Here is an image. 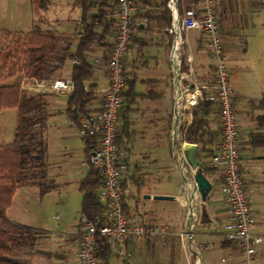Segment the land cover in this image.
<instances>
[{"label":"crops","instance_id":"crops-1","mask_svg":"<svg viewBox=\"0 0 264 264\" xmlns=\"http://www.w3.org/2000/svg\"><path fill=\"white\" fill-rule=\"evenodd\" d=\"M137 1L139 3L136 5V12H143L145 10L143 5L140 3V0H135V2ZM220 1L222 9L224 11L226 10V13L228 12L232 21L235 19V16L239 15L238 9L245 8L243 9V28L238 30V33L241 32L244 35L246 21L253 14L250 8L253 0ZM260 1L263 3L262 0ZM96 8L107 12L108 15L106 18L115 19V0H98L95 4ZM230 9L231 11L229 13ZM78 21L79 17L75 22L76 26L78 25ZM53 25H58L57 20L48 22L47 19H43L40 20L38 27L44 31L54 32L58 38L57 44L60 50L66 49L68 53L73 52L78 42V35H80V32L76 31L78 29L76 28L75 30L77 32L75 38L73 36L70 38L66 35L67 33L53 29ZM142 29L143 27L138 26L133 36L143 37ZM227 29L231 32L236 31L235 28L229 26ZM163 32L164 30L152 29L150 34L144 35L149 38L147 47L139 51L137 45H131L122 60L125 77L128 82L133 84V97L128 99L123 97V108L117 123V133L124 123L128 124L126 129L128 137L123 138L118 151V157L122 159L119 182L122 184L120 193L122 194L123 208L130 220L136 224L148 223V221L158 219L166 223H171L170 228L179 230L181 227L184 228L186 224H188V228L192 221L194 229L198 227L202 231H209L212 234L210 243H214V248L216 249L214 252L219 253V257L225 253L235 261L236 256L231 249L229 247L221 248V242L213 237L214 233L220 228L227 213L224 199L219 192V184L217 181L218 173L207 171L201 174L209 182L210 190L206 195L205 201L200 202L199 200L196 204V219L191 221L187 220L184 204L187 199L188 189L183 179L186 176L181 175L179 169L176 170L175 168V165H180V160L178 159L177 161L174 151L183 144H189L183 140L181 130L190 123L191 116L190 110H182L179 107H175V87L169 61L171 40L170 36L164 35ZM199 35V33L195 32L191 38V43L187 39V48L190 52L191 66L195 80L197 84L203 85L208 84L211 80L213 69L211 58L204 42L199 41ZM231 38L229 36L228 42L227 36L226 40L223 39L222 44L223 49L230 53V64L228 66L229 84L231 71L233 72L235 69L243 66L246 51V44L243 47L244 53L242 54V49H239L237 43L231 42ZM62 41L64 46H60ZM108 49L109 46L95 47L85 55L86 61L90 64L93 71L86 85H93L95 88V92L87 107V116L96 114L101 107V94L106 86L104 62ZM70 66L71 62L65 60L61 63V68L54 71L49 79L40 81H28L26 78L22 79L24 81L22 83L23 85H26V83L29 85V87H24L30 92L47 95H43L44 105L38 110L41 122L34 127V132L38 133L46 147L45 180L51 183L52 187L49 191L41 194L39 189L33 186L37 189L38 198L58 188L52 176L49 175L52 168L58 169L63 167L72 169L85 162L83 146L81 148L83 160L78 162L79 164L76 160L67 161L73 156L75 149L74 147H67L64 144L59 145L55 149L53 156H48L45 132L51 117L57 114L61 115L63 111L64 121L68 123L66 124L67 127H72L70 119L66 116L65 107L62 110L61 105L54 100L55 97H59L63 98L66 102L69 96L61 92H52L49 89L51 83L55 81H69ZM169 72L171 75L170 78ZM17 81L19 82V80ZM180 84L184 85L183 80L178 82V85ZM232 90L234 92L233 109L239 140L240 171L244 179L245 189L248 192L247 199L256 224V232L264 235V202H262L264 198V85H261L260 90L252 95L247 93L237 95L234 87ZM126 91L127 89H125L124 93ZM45 99H48V101ZM205 121L207 129L211 132L210 137L203 139L202 147L200 145L190 144L195 147V154L192 151L187 153L191 159L196 155L198 164L203 162L216 149L219 143L218 118L214 107L205 117ZM58 136L63 139H68L71 135L69 132L64 131ZM52 159H56L57 161L51 163ZM167 161H170L168 163L169 166L166 164ZM169 172L173 173L182 181L181 183L183 185L180 187L181 193L172 195V200H153L152 196L168 195L155 192L154 185L159 180L165 178ZM86 173L87 170L82 178L77 179L76 189ZM21 188L15 191L11 199V203L5 212V223L3 227L12 235L21 233L20 228H29L34 231L28 235H24L23 245L12 252V257L23 264H78L76 259L77 242L75 238L78 221L77 224L72 226L63 225L62 227H57L58 229L55 230L45 228L46 225L34 213L28 216L24 214L27 211L22 209L24 205L20 204L17 208L13 206L14 198ZM139 196H142L143 201L151 200L153 203L160 201L161 212L154 213L143 207H138V209L135 203L138 201L137 198ZM144 196H149V198ZM172 206L175 208H172ZM201 212L203 213L205 221L201 220ZM54 219L58 221L59 217L55 216ZM215 220L220 222V225L212 232ZM142 244L144 245V243H129L122 247L109 246L110 255L106 264L109 262L112 264H152L151 252L147 251L145 249L146 247ZM198 254L200 253L198 252Z\"/></svg>","mask_w":264,"mask_h":264},{"label":"built area","instance_id":"built-area-1","mask_svg":"<svg viewBox=\"0 0 264 264\" xmlns=\"http://www.w3.org/2000/svg\"><path fill=\"white\" fill-rule=\"evenodd\" d=\"M115 7L109 49L104 62L106 86L101 94V107L96 114L80 118L81 128L77 132L80 139L87 136L94 139V147L85 162L100 177L96 197L102 207L101 214L89 218L79 215L75 234L78 264H103L97 257V250L103 244L122 247L129 243H152L168 236L177 237L182 249L187 242L189 254L197 251L191 245L196 236L191 220L196 219V204L199 202V195L192 180L196 168H185V186L188 194L184 207L188 218L186 219L191 221L186 230L180 231L149 223L136 224L123 210L119 189L120 167L117 166L118 149L115 143L125 91L122 60L135 29L138 26L143 27L146 20L134 19L135 0H115ZM215 7L216 0H196L194 7L189 9H184L177 0L167 1L170 15L167 32L171 40L169 61L172 74L175 72L177 81L184 82V85H179V100L175 107L191 110L199 102L207 101L216 109L219 143L216 149L198 164V167L202 166L208 172L218 173L219 192L227 209L225 219L213 237L228 243L241 264H251L259 250L264 248V235L256 232V224L247 199L248 192L240 171L239 140L233 109L234 92L229 84V67L223 54ZM193 32L199 33L203 38L212 61L213 75L208 84L199 85L194 77L186 38ZM49 89L68 96L72 94L70 81H55ZM174 155L177 161L180 160L181 154L176 149ZM175 168L179 169L181 174L180 165H175ZM204 248L207 249L208 246L205 245Z\"/></svg>","mask_w":264,"mask_h":264},{"label":"trees","instance_id":"trees-1","mask_svg":"<svg viewBox=\"0 0 264 264\" xmlns=\"http://www.w3.org/2000/svg\"><path fill=\"white\" fill-rule=\"evenodd\" d=\"M51 1L36 0V6L44 12ZM167 1L140 0L145 10L135 12L133 17L136 21L146 20V24L141 30L143 37L132 36L127 50L131 45H137L139 51L147 47L149 38L144 35L150 34L152 29L164 30V35H169L167 29L170 26V15ZM97 2L98 0H76L80 8L78 21L80 35H78V42L73 52L68 53L66 49L60 50L57 44L58 38L54 32L41 30L38 26L31 29L21 44V49H23L21 51L23 63L20 65L22 77L28 81L49 79L54 71L61 68L63 61L71 62L69 81L72 85V94L66 100L65 113L77 132L81 128L80 118L87 117V107L95 92L93 85H86L93 71L86 61L85 55L95 47L109 46L108 41L114 24L113 18H106L107 12L95 9ZM177 2L182 4L184 9H189L194 7L196 0H177ZM132 85L125 77L127 91L123 97L126 99L133 97ZM43 105V95L41 94L30 92L28 89H20V86L15 83L0 86V111L6 109L16 111L13 139L11 143L0 146V264H23L12 257V252L23 245L24 235L34 231L29 228H20L21 233L12 235L3 227L5 212L15 191L27 185L28 182L36 186L41 194L49 191L52 187V184L45 180L46 147L38 133L34 132V127L41 122L38 110ZM212 108L211 103L202 101L190 110L191 121L181 130L186 143L202 147L203 139L210 137L211 132L206 127L205 117ZM127 126L128 124L124 123L118 130L115 141L118 151L123 138L128 137ZM80 140L86 160L95 142L90 136ZM121 161L117 152L118 167L122 164ZM198 171L201 174L207 172L202 166L198 167ZM100 182L98 173L88 166L87 173L77 188L81 195L79 215L89 218L102 213V207L96 197ZM121 187L122 184L119 182V189ZM120 200L122 203L121 193ZM201 217L203 218L202 212ZM220 247L227 248L230 245L221 242ZM109 255L110 247L108 245L103 244L98 248L97 257L103 264H106Z\"/></svg>","mask_w":264,"mask_h":264},{"label":"rangeland","instance_id":"rangeland-1","mask_svg":"<svg viewBox=\"0 0 264 264\" xmlns=\"http://www.w3.org/2000/svg\"><path fill=\"white\" fill-rule=\"evenodd\" d=\"M262 2L263 3H261L260 0H253L250 6L253 14L252 17L246 21V29L243 35L241 32L238 33V30L243 28V9L245 8L238 9L239 15L235 16V19L232 21L228 12L226 13V10L224 11L222 9L220 4L221 1L216 0L215 12L222 44L223 39L226 40L227 36V41L229 42L230 36L232 37L230 41L237 43L239 49H242V54L244 53L243 47L246 44L243 66L235 69L233 72L231 71L230 75L231 87L235 88L237 95L240 93H247L249 95L256 94L260 90L261 85H264V0H262ZM138 3V1L135 2V5ZM36 5V0H0V86L15 83L20 86V89H26L24 86L29 87L27 83L26 85H21L24 82L22 81L24 77H22V69L20 66L23 63L21 55L23 49H21V44L32 27L40 24V20L47 19L48 22L57 20L58 25H53V29L67 33L66 35L70 38L71 36L75 38L77 35V32H75L76 28L78 29L76 31L80 32L78 25L76 26L75 24L80 14V8L77 3H75V0H52L45 12L40 11ZM230 11L231 9L229 13ZM228 26L235 28L236 31H229V29H227ZM194 33H190L186 36L190 43ZM198 38L199 41H203L200 35ZM109 42L110 41H108V44ZM60 46H64L63 41L60 43ZM184 48L186 47L184 46ZM223 54L225 56V62L227 66H229L230 53L223 49ZM170 76L169 72V78ZM17 80H19V82ZM43 95L47 96L46 94ZM45 100L48 101V99ZM54 100L61 105V109L63 110L66 103L65 100L59 97H55ZM15 120V110L6 109L0 111V146L11 143ZM64 120L65 117L62 111L61 115H54L48 121L45 132L48 156H53L55 149H57L59 145L64 144L67 145V147H74L75 149L73 156L67 161L76 160L78 163L83 160L81 150L82 143L76 134V129L73 126V128H68L66 125L68 123ZM64 131L70 133L71 136L68 139H63L58 136ZM55 161L57 160L52 159L51 163ZM169 162L167 161L166 164L168 165ZM86 170H88L86 162L72 169L63 167L58 169L52 168L49 175L54 179L58 187L57 189L38 198L37 189L28 182L15 196L13 206L17 208L20 204L24 205L22 209L27 210L24 214L28 216L34 213L37 218L39 217V219L43 221L47 229L55 230L58 229L57 227H62L63 225L72 226L77 224L81 197L76 189V181L84 176ZM181 182L182 181L173 173L169 172L165 178L159 180V182L154 185L155 192L168 195L156 196L172 197L174 194L181 193L180 187L183 185ZM137 199L138 201L135 203L137 208L143 207L154 213L161 212L160 201L156 203H153L151 200L143 201L142 196H139ZM262 202H264V198ZM172 208L175 207L172 206ZM175 210L177 211V209ZM55 216L59 217L58 221L54 219ZM201 220L205 221V218L201 217ZM148 223L161 225L167 228L171 226V223H166L158 219L148 221ZM219 225L220 222L215 220L212 232L215 231ZM187 226L188 224H186L184 228L181 227L179 230L184 231L187 229ZM193 232L197 235L194 237L195 244L191 243L192 247H196L198 250H195L196 252L193 251L195 254L188 253L187 242L186 244L183 243L185 245L182 249L179 239L175 236L165 237L163 240L144 243V245H142L146 247L145 249L147 251L151 252L152 264H241L238 258L234 261L233 258L227 256L225 253L221 254L219 257V253L214 252L216 249L214 248V243H210L212 234L209 231H202L201 228L197 227L193 229ZM205 245L208 246L207 249L204 248ZM198 252L200 254H198ZM197 258H199V260H197ZM221 260L224 261L222 262ZM108 264L112 263L109 262ZM251 264H264V249H261V251L257 253L256 258Z\"/></svg>","mask_w":264,"mask_h":264},{"label":"water","instance_id":"water-1","mask_svg":"<svg viewBox=\"0 0 264 264\" xmlns=\"http://www.w3.org/2000/svg\"><path fill=\"white\" fill-rule=\"evenodd\" d=\"M173 83H174V87L176 90L175 99H174V104L176 106V104L178 103V100H179V85L177 82V76H176L175 72L173 74ZM176 150H177V152H179L181 154V156H180L181 175H183V176L186 175L185 168H191V169L196 168V171L192 175V180L195 184L194 189L196 190V192L199 195L200 202H204L206 195L210 190V184L201 175V173L198 171V159H197L196 155H194V157H192V159L189 158V156L187 155V153L189 151H192L195 154V150H196L195 147L190 145V144H183L180 148H177ZM183 179H184V184L187 183V177L183 178ZM144 197L149 198V196H144ZM152 199L153 200H172V197H169V196H152ZM192 254H195V252H192Z\"/></svg>","mask_w":264,"mask_h":264},{"label":"bare ground","instance_id":"bare-ground-1","mask_svg":"<svg viewBox=\"0 0 264 264\" xmlns=\"http://www.w3.org/2000/svg\"><path fill=\"white\" fill-rule=\"evenodd\" d=\"M196 262H197V260H196Z\"/></svg>","mask_w":264,"mask_h":264}]
</instances>
